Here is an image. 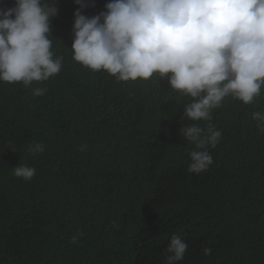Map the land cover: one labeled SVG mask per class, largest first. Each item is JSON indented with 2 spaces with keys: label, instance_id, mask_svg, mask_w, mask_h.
Wrapping results in <instances>:
<instances>
[{
  "label": "trees",
  "instance_id": "trees-1",
  "mask_svg": "<svg viewBox=\"0 0 264 264\" xmlns=\"http://www.w3.org/2000/svg\"><path fill=\"white\" fill-rule=\"evenodd\" d=\"M56 7L49 38L60 72L28 87L0 82V264H164L173 234L188 244L178 264H264V132L252 118L264 86L251 104L225 98L210 121L180 119L189 98L167 77L117 81L75 62L79 5ZM191 123L221 132L199 174L187 172L195 145L179 135ZM34 143L44 151L29 154ZM17 164L36 174L15 177Z\"/></svg>",
  "mask_w": 264,
  "mask_h": 264
},
{
  "label": "clouds",
  "instance_id": "clouds-1",
  "mask_svg": "<svg viewBox=\"0 0 264 264\" xmlns=\"http://www.w3.org/2000/svg\"><path fill=\"white\" fill-rule=\"evenodd\" d=\"M94 2L74 0L79 8L72 25V59L83 67L124 82L148 80L154 74L167 77L169 89L189 98L180 119L192 122L210 121L212 110L227 97L247 105L261 94L264 0H109L99 14L83 15ZM56 3L14 0L13 7L0 8V82L28 87L60 72L63 57H54L49 38ZM45 91L37 87L33 95ZM252 118L264 132V111L253 112ZM179 135L195 145L187 172L207 171L213 164L207 149L216 146L221 132L211 124L191 123L183 125ZM27 151L42 153L44 145L29 144ZM12 174L28 181L36 169L17 164ZM187 248L183 237L173 234L164 264H178ZM211 252L210 247L202 249L205 256Z\"/></svg>",
  "mask_w": 264,
  "mask_h": 264
}]
</instances>
